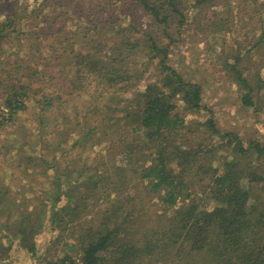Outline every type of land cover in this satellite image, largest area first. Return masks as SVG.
Segmentation results:
<instances>
[{
	"label": "trees",
	"instance_id": "16d2710c",
	"mask_svg": "<svg viewBox=\"0 0 264 264\" xmlns=\"http://www.w3.org/2000/svg\"><path fill=\"white\" fill-rule=\"evenodd\" d=\"M84 1L87 0H80L81 3ZM118 1L121 3L117 4ZM125 2L128 5L122 12L139 7L154 19L151 26H156L155 30L144 32L146 37L143 40L149 44L144 51L148 52L150 62L159 58L160 67V74L153 76L155 80L148 81L140 93V98L136 99L138 107L126 112L129 120L130 117H136L137 123H134L132 129H127L126 126L121 128L124 117L113 121L117 113L113 117L112 114L117 110V106L112 100L116 96L109 95L115 89H127L133 85L129 71L130 57L133 58L131 55L137 52L135 46L141 40V37L132 31L135 28L133 23H129L131 29L125 27L126 31L118 27L122 16L120 11L117 13L115 9L120 10ZM184 3L186 2L183 0H89V9L78 11L77 14L80 18L87 17L88 20L83 30V43L88 45L87 48H76L79 33L73 27L75 19L68 17V9L74 2L44 0L38 7L39 10L51 6L60 7L58 14L53 16L49 23L62 18L61 26L53 29L50 24L45 23L42 25L47 26L39 33L35 25L36 29L29 35L30 39L35 40L33 47L38 50L42 47L47 49L46 56H42L51 59L53 65H50L49 69L45 66L43 71L38 68L41 63L29 61V55L22 57L18 54L13 65L15 69L12 70L18 81L14 80L7 87V91H4V105L10 114H15L27 110L28 102H31L32 117L38 127L39 136L46 131L50 135L58 132L57 135L61 139L56 142L52 137L41 143V149L27 159L30 160L29 166H42L44 175L53 170V182H57L55 186L58 185L60 194L56 195L57 200L65 196L69 203L76 198L73 192L80 180L89 174L91 167L81 162L82 152L74 155L69 154L67 149H61L62 141L73 139L78 133L79 140L74 139V146L95 138L100 141L99 144L113 143L114 141H108L111 139L110 135L124 132V137L119 141L120 157H112V162H100L101 171L98 167L93 169L92 177L96 178H90L91 185L82 198V201L86 196L89 198V194L94 198L97 194L102 196L98 197L103 199L97 211L100 222H95L94 217L93 220L85 221L82 226L83 234L79 237L80 245L77 247L79 257L65 254L49 261L48 264H264V206H258L252 201L255 202L253 183L264 182V173L251 170L246 167V162L233 156L222 159L220 165L208 167L211 168L207 175L210 181H207L206 185L210 186L212 196L217 202L211 208L196 202V192L191 190L187 177L196 165L205 169L202 177H198L203 180L206 167L212 164L210 153L213 147L199 145L182 148L178 144L184 138L183 130L187 127V116L178 111L179 100L189 110L206 109L203 104L202 85L187 81L169 59L171 29L175 24H179V27L186 24L184 8L187 5ZM193 3L197 8H200L202 3L212 4L215 17L222 10L232 11L234 3V11L240 10L242 6L250 8L253 5L252 10L259 14L261 21L255 46L264 45V0H194ZM127 14L129 17L133 16L130 12ZM17 19V14H12L0 22V45L4 39L8 40L13 35L10 28L17 31L16 38H19V33L21 37L27 34V31L19 30L22 23ZM104 26H117V30L125 34V43L120 49L99 48L101 43L95 44V39H91L90 36ZM44 34L49 37L47 44ZM58 43L61 49L58 48ZM22 46L27 49L28 45L24 43ZM233 59L231 67L242 60L239 56ZM136 60L139 63L142 61L141 57ZM59 67L67 75L64 79L68 84H63L67 91L58 94L45 92L41 87L43 78L49 76L48 80H54L55 77L51 74ZM12 71H5L9 78H13ZM235 72L236 79L248 88L251 84V73L240 69H235ZM36 75L42 76L36 80ZM36 83L38 87L35 86ZM70 92H76L78 98L71 97ZM65 94L67 103L63 104ZM87 101H90V104L87 105ZM243 103L246 106L254 105L250 91L244 93ZM85 108H88L87 114L84 112ZM88 114L93 118L92 121H99L98 124L103 129L101 136H97L99 125H93L89 121L91 118L88 119ZM85 120L87 122L83 128ZM129 122L126 121L127 124ZM204 124L221 141L229 137L237 141L236 150L244 151L250 148L243 145L242 139L233 132L222 133L211 115L205 119ZM133 133V136L142 140L131 141L132 136L129 135ZM25 144L29 142L25 141ZM252 145L258 152L264 150L259 142L254 141ZM177 156L183 161H178L182 164L179 172L170 161ZM60 157H64L63 162L59 160ZM111 171L118 174L121 180L113 182L110 178L107 183L99 178L100 173ZM137 182L143 186L136 194H120L119 184L128 186ZM60 190H64L65 194L61 195ZM151 199H154L153 205L150 203ZM109 200L112 205L107 207L105 203ZM135 200L133 208L126 210L127 204ZM160 202L162 206L159 207L157 203ZM67 203L61 207H57L56 203L52 204L46 212L57 221V215L68 208ZM167 215L169 217L161 226L159 220ZM155 227L161 228L160 232ZM31 249H34L33 245ZM0 264L18 263L0 259Z\"/></svg>",
	"mask_w": 264,
	"mask_h": 264
},
{
	"label": "rangeland",
	"instance_id": "374dc122",
	"mask_svg": "<svg viewBox=\"0 0 264 264\" xmlns=\"http://www.w3.org/2000/svg\"><path fill=\"white\" fill-rule=\"evenodd\" d=\"M42 1L44 0H0V22L11 17L12 14H17V20H21L22 23L19 30L27 31V34L22 35V37L19 33V38H16L17 31L10 28L13 30V35L8 40L4 39L0 45V49H2L0 51V259L11 260L18 264L31 262L48 264L49 261L56 260L65 254H73L76 255L75 257H79L80 252L77 247L80 245L81 239L79 237L83 234L82 226L87 219L91 220L92 217L95 218V222H100L101 218H98L97 211L103 203V199H98L100 197L98 194L96 198L90 194L89 198L86 196L83 201L82 198L86 189L89 188L88 186L91 185L90 178H96L92 177L93 169L98 167L101 171L100 162L101 164L107 161L112 162V157H120L118 154L120 152L119 141L120 138L124 137V132H117V135H110L111 139H108V141H114L113 143L102 142L99 144L100 141L95 138L85 140L79 146H77L78 144L74 146V139L79 140V135L76 133L73 139L62 141L61 149H67L69 154L74 155L82 152L81 162H85L91 167L89 174L80 180L78 187L73 192L76 198L69 203H67L68 200L65 196H62L61 200H57L56 195L59 194V190L58 185L55 186L57 182H53V170L44 175L42 166L36 168L29 166L30 160L27 159H30L31 154L41 149V143L52 137L54 141L59 142L61 138L57 135L58 132L50 135L46 131L42 136H39L38 127H36L32 117L33 104L28 102L27 110L10 114L9 109L4 105L5 97L3 94L14 80L18 81L17 78L15 79L14 71H12L15 69L13 65H15L18 54L22 57L29 55V61L34 60L38 64L41 63L38 68L43 69V71L45 66L49 69L50 65H53L51 59L44 57L47 54V49L40 47L41 49L38 50L33 47L34 38L30 39V33L36 29L35 25L40 33L47 26L42 24H50L51 28L54 29L61 26L63 22L61 18L56 22L51 21L49 23L53 16L58 14L60 7L51 6L39 10L38 7ZM71 1L74 4L68 9V17L75 19L73 27L79 33L75 43L76 48H87L88 45L83 43V30L87 26L88 20L87 17L80 18L77 14L78 11L89 9V0L84 1V3H81L80 0ZM183 1L186 2L184 5H187L184 8L187 16L186 24L182 27L175 24L174 28L171 29L172 43L169 59L170 63L180 71L187 81L198 82L202 85V98L206 109L189 110L179 100L178 111L187 116V127L183 130L184 138L178 144L182 148L199 145L213 147L210 153L212 164L206 167L203 180L198 177H202L205 169L196 165L187 176L190 180L191 190L196 192V202L211 208L217 202L212 196L210 186L206 185L207 181H210L207 175L211 168L208 167L220 165L222 159L233 156L242 162H246V167L248 166L251 170L264 173V150L258 152L254 145L251 146L256 141L264 149V45L255 46L261 21L259 14L252 10L253 5L250 8H243L242 6L240 10L234 11V3L232 4V11L222 10L215 17V8L212 4L202 3L201 7L197 8L196 4L193 3L194 0ZM63 2L66 3V1ZM119 3L121 2L118 1L117 4ZM127 5L128 3L125 2L120 10L118 8L115 10L117 13L120 11L122 16V21L118 27L126 31L125 27L131 29L129 23H133L135 28L132 31L136 36L141 37L138 45L135 46L137 52L131 55L133 58L130 57L129 71L132 75L133 85L131 84L127 89H115L109 95L110 97L116 96L112 100L117 106V110L113 111L112 114L113 117L117 113L113 121L124 117L121 128L126 126L127 129H132L134 123H137L136 117H130L129 120L126 112L138 107L136 99L140 98V93L148 81L154 79L153 76H158V73L160 74V67L158 65L159 58L150 62L148 52L144 51L149 45L143 40L146 37L144 32L155 30L156 26L155 28L151 26L154 19L141 8L132 6V9L127 12L133 16L129 17L127 12H122ZM56 10L57 12H55ZM116 27L104 26L100 31L96 30L90 37L95 39V44L101 43L99 48L120 49L125 43V34L117 30ZM256 30L257 34H255ZM44 36L46 38L45 44H47L49 37L46 34ZM68 36H70V32H68ZM167 41L168 39L165 40L166 43ZM24 43H27V49L23 48ZM58 48L61 49V46ZM60 49L59 51H61ZM43 54L44 56H42ZM236 56L241 57L242 60L235 63L236 66L231 67V62L234 61L233 57ZM137 57H141L140 63L136 60ZM235 69L251 73V84L248 88L236 79ZM10 70L13 72L11 76L13 78H9L8 74L5 73V71ZM259 73L260 76H258ZM41 76L36 75L34 79ZM51 76H54L55 79L48 80L49 76H47L42 80L41 87L45 89V92L58 94L67 91L63 86V84H68L64 79L67 75L64 74L61 67L53 70ZM261 78L262 80H260ZM23 81L28 83L27 80ZM248 91L252 93L254 101L252 106H246L243 103V95ZM69 95L78 98L76 92H70ZM66 97L65 94V98L62 100L63 104L67 103ZM86 104H90V101H87ZM87 110L88 108H85V114L88 113ZM210 115L222 133L233 132L242 139L243 145L250 148L248 147L249 149L244 151L236 150L238 148H235L237 141L230 137L221 141L216 134L213 135V132L204 124L205 119ZM88 119L93 125H99V121H92L93 118L90 115ZM126 121L130 122L127 124ZM86 122L85 120L82 125L83 128ZM99 127L100 131L97 132V136H101L103 130L101 125ZM46 129L49 128L46 127ZM133 135L134 133L129 135L132 136L131 141L142 140ZM25 141H28L29 144H25ZM63 158L60 157L59 160L63 162ZM170 161L177 172L181 171L182 164L178 161L181 163L183 161L179 156ZM100 175L99 178L107 183L110 178L113 182L121 180V177L113 171L100 173ZM109 184L111 185L110 182ZM135 185L124 186L122 183L119 184L120 194L128 192L129 194H136L143 185H138V182ZM253 188L254 191L252 192L255 199V202L252 200L253 203L264 206V182L253 183ZM60 193L64 195L65 191L60 190ZM94 194L96 195V193ZM153 200H150L152 205L154 204ZM66 203L68 208L57 215V221H54L46 212L52 204L61 207ZM135 203L136 200L130 201L126 210L132 209ZM105 205L110 207L112 202L109 200ZM157 206H162V203H157ZM168 217L169 215L161 217L159 220L161 226ZM155 228L160 232L161 228ZM32 245L34 249H31Z\"/></svg>",
	"mask_w": 264,
	"mask_h": 264
}]
</instances>
